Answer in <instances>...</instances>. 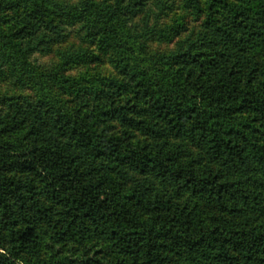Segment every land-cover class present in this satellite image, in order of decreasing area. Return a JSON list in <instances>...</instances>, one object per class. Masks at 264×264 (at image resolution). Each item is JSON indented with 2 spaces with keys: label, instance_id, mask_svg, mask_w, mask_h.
<instances>
[{
  "label": "trees",
  "instance_id": "16d2710c",
  "mask_svg": "<svg viewBox=\"0 0 264 264\" xmlns=\"http://www.w3.org/2000/svg\"><path fill=\"white\" fill-rule=\"evenodd\" d=\"M182 2L201 29L152 56L177 0H0V79L46 85L0 107V264H264V0ZM90 44L117 73L33 61Z\"/></svg>",
  "mask_w": 264,
  "mask_h": 264
},
{
  "label": "rangeland",
  "instance_id": "374dc122",
  "mask_svg": "<svg viewBox=\"0 0 264 264\" xmlns=\"http://www.w3.org/2000/svg\"><path fill=\"white\" fill-rule=\"evenodd\" d=\"M75 2L77 0H69ZM205 11H199L195 7H186L182 0H177L176 5L160 18L159 26L167 29L166 36L155 35L145 44V52L156 56L173 51L180 39L195 37L202 27ZM70 41L76 44L81 43L76 32L70 34ZM69 41V42H70ZM84 46H88L83 43ZM98 53V57H92L86 62H77L69 67L61 68L58 64L56 50L46 55L38 54L33 61L42 69H48L51 77L48 84H54V90H58L57 76L63 75L69 78L102 79L117 73L122 62H117L113 50L97 48L95 44L88 47ZM44 85L41 80L29 78L18 79L16 76L9 75L0 79V107L11 98L25 95H40L44 92Z\"/></svg>",
  "mask_w": 264,
  "mask_h": 264
}]
</instances>
